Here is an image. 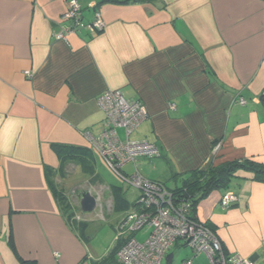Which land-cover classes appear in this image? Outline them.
Returning <instances> with one entry per match:
<instances>
[{"label": "crops", "instance_id": "obj_1", "mask_svg": "<svg viewBox=\"0 0 264 264\" xmlns=\"http://www.w3.org/2000/svg\"><path fill=\"white\" fill-rule=\"evenodd\" d=\"M78 1L101 6L105 29L65 43L55 35L65 24L67 0H0V264L118 262L123 239L98 244L100 236L88 234L101 203L113 201L111 216L121 215L117 230L140 196L101 179L97 166L107 165L86 138L103 130L97 100L107 91L119 90L146 107V120L129 139L161 151L125 166L127 176L137 168L175 189L209 165H264V0ZM118 135L126 140L123 129ZM61 147L83 154L63 155ZM84 182L103 193L88 192L98 202L92 214H82L79 195L74 199ZM118 191L130 204L122 212L114 210ZM228 191L238 202L223 209ZM62 196L76 202L86 226L68 222ZM195 215L227 256L264 264V184L250 173L201 200ZM148 234L135 238L144 241ZM166 258L163 264H209L183 241Z\"/></svg>", "mask_w": 264, "mask_h": 264}, {"label": "built area", "instance_id": "obj_2", "mask_svg": "<svg viewBox=\"0 0 264 264\" xmlns=\"http://www.w3.org/2000/svg\"><path fill=\"white\" fill-rule=\"evenodd\" d=\"M66 5L67 10L62 17L65 24L55 35L57 41L68 43L71 36L97 34L105 29L101 6L97 3L85 6L78 0H67ZM86 13L91 14V20L86 19ZM97 104L105 116L103 130L99 135L87 134L86 138L107 167L123 183L140 192L136 209L127 213L117 225L116 241L123 239L116 254L118 263L163 264L173 247L183 241L195 256L206 255L209 264H254L240 256H227L212 229L190 219L189 205L179 203L166 185L148 180L137 168L131 176L123 172L128 164L136 166L140 159L161 156L156 145L129 139L146 120V107L139 101L128 100L119 90L101 94ZM241 104H246V101L241 100ZM170 108L173 110L175 106ZM119 129L125 131V141L119 137ZM220 147L217 145L214 152H218ZM237 202V195L228 191L221 199V206L229 209ZM145 230L149 232L147 238L144 241L137 240L135 235ZM184 264H193V260L189 259Z\"/></svg>", "mask_w": 264, "mask_h": 264}, {"label": "trees", "instance_id": "obj_3", "mask_svg": "<svg viewBox=\"0 0 264 264\" xmlns=\"http://www.w3.org/2000/svg\"><path fill=\"white\" fill-rule=\"evenodd\" d=\"M133 1H143L147 2L150 0H133ZM261 101L264 105V96L261 97ZM71 150L66 147H61L58 152L65 154L76 153L83 154L81 150ZM241 172L250 173L252 179L256 182L264 184V165L254 162L252 160H237L219 167H213L209 165L207 168L199 169L193 172L190 179L184 181L181 187H176L175 189H169L178 199V202H184L189 205L188 214L190 219L198 221L196 218V207L198 203L209 196L212 192L217 190H228L230 183L234 178H236ZM61 209L64 216L67 218L69 223H76L81 226H86L88 222L76 220V212L73 208L71 202L62 196L59 198ZM130 204L125 199V196L119 192H115V207L114 210L122 212L129 209ZM75 226V225H74ZM117 248L114 253L117 252ZM110 264H119L115 260L110 259ZM23 264H34L26 263Z\"/></svg>", "mask_w": 264, "mask_h": 264}, {"label": "rangeland", "instance_id": "obj_4", "mask_svg": "<svg viewBox=\"0 0 264 264\" xmlns=\"http://www.w3.org/2000/svg\"><path fill=\"white\" fill-rule=\"evenodd\" d=\"M131 168H129V171ZM97 172L100 174V177L101 179L107 184V185H117V186H122L124 187V184L123 181L115 174L113 173L110 169H108L107 167L105 166H97ZM168 187L169 188H172L174 186V184L172 182H168ZM76 190H75V200H76V195H80L78 194L80 191H82L81 193H84V192H92L95 191V194H98V196H100L101 193L100 192V189H98L94 184H91L89 182H84V183H80V184H77L76 185ZM101 188V187H99ZM130 193H132L133 195H135V191H133L132 189H130ZM130 194L128 195L130 199H134L133 195ZM103 198V197H102ZM74 201V200H73ZM74 206H78L76 205V202L75 204L73 203ZM98 212V213H97ZM113 212V201L112 200H108V202L106 203H101V206L99 209H97L96 211V215H95V218L97 220H95L91 225H90V229L88 231V234L93 232L94 236H100L96 243H100L102 241V239L104 241H107L108 239H114L116 240L117 239V236H118V232L116 230V227L114 229V225L115 222H117L120 218H121V215L120 214H112L111 216V213ZM75 214H77V216L79 215V217H82V220H86L85 218L86 217H83V215L81 216L78 212H76ZM110 218H109V217ZM103 220H98V219H102ZM121 221V220H120ZM119 221V222H120ZM118 222V223H119ZM113 240V241H114Z\"/></svg>", "mask_w": 264, "mask_h": 264}, {"label": "water", "instance_id": "obj_5", "mask_svg": "<svg viewBox=\"0 0 264 264\" xmlns=\"http://www.w3.org/2000/svg\"><path fill=\"white\" fill-rule=\"evenodd\" d=\"M80 210L82 214H92L96 211L98 202L97 199L88 192L81 193L79 195ZM172 256L166 258V262L170 263Z\"/></svg>", "mask_w": 264, "mask_h": 264}]
</instances>
